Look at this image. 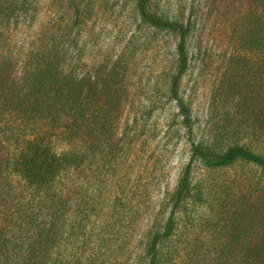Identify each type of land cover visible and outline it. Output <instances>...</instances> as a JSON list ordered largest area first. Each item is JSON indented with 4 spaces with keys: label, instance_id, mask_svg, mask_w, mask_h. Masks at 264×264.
Wrapping results in <instances>:
<instances>
[{
    "label": "rangeland",
    "instance_id": "374dc122",
    "mask_svg": "<svg viewBox=\"0 0 264 264\" xmlns=\"http://www.w3.org/2000/svg\"><path fill=\"white\" fill-rule=\"evenodd\" d=\"M135 2L0 0L8 8L0 10V53L14 60L18 50H30L26 38H38L35 48L60 58L58 92L74 86L89 116L77 140L87 151L83 163L58 185L72 213L57 264H145L147 246L171 216V235L161 239L170 240L162 250L166 264H241L247 245L264 240V170L243 162L208 168L191 159L190 142L219 152L241 145L264 155L256 141L232 134L239 100L262 86L254 68L264 52L242 63L237 36L254 6L247 0L154 1L153 12L191 22L188 66L178 79L193 118L189 135L170 94L178 36L143 23ZM26 61L33 70L24 54L16 65L10 60L0 81L8 86L11 75L30 71ZM12 149L1 152L3 160ZM188 165L189 186L178 201ZM1 180L13 206L29 200L32 192L21 182Z\"/></svg>",
    "mask_w": 264,
    "mask_h": 264
},
{
    "label": "trees",
    "instance_id": "16d2710c",
    "mask_svg": "<svg viewBox=\"0 0 264 264\" xmlns=\"http://www.w3.org/2000/svg\"><path fill=\"white\" fill-rule=\"evenodd\" d=\"M154 1L136 0V12L149 27L178 36L177 72L170 94L176 102L184 127L192 135L194 124L191 112L178 94L179 76L188 66L186 38L191 30V22L173 21L153 12ZM247 1L254 8L239 22L237 36L245 52L241 56L242 63L246 62L247 57L264 52V0ZM3 9L8 8L0 7L1 11ZM75 15H79V12H75ZM6 23L9 24L10 19ZM28 40H31L32 48L29 47L27 54L18 50L12 60L13 56L0 53V72L6 69L10 60L12 65L18 62V58L23 56L24 59V54L35 63L31 70V64L26 61L29 73L25 72L14 80H10L11 75L10 85L6 86L5 81H0V154L6 152L7 146H13L7 161L0 156V264H57L58 249L61 241H65L63 235L66 233L62 229L67 230L65 220L72 213V209H66L67 202L62 200L58 185L62 177L83 163L81 161L87 151L77 140L89 127V116L74 86H66L65 93L58 92L61 91L56 68L60 59L58 54L52 49L45 52L35 48L37 40L41 42L36 37L26 38ZM254 73L260 78L262 86L251 99L239 100L232 134L241 135L244 139L251 138L264 151V58L254 68ZM190 148L191 159L198 160L208 168L243 162L264 170V155L241 145L219 152L201 142L191 141ZM189 170L190 165L180 180L178 201L188 189ZM84 173L81 172V175ZM1 179L21 182L22 187L32 192L29 200L24 196V202L13 206L11 197L1 191ZM21 205L22 208L17 211L16 207ZM11 209V214H8ZM173 223L171 216L164 229L155 232L154 240L147 246L145 264H166L162 250L170 240L161 239L171 235ZM244 252L241 264H264V240L251 241Z\"/></svg>",
    "mask_w": 264,
    "mask_h": 264
}]
</instances>
